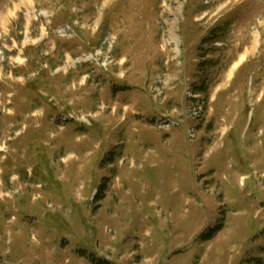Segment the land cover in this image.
I'll return each mask as SVG.
<instances>
[{
    "label": "rangeland",
    "instance_id": "374dc122",
    "mask_svg": "<svg viewBox=\"0 0 264 264\" xmlns=\"http://www.w3.org/2000/svg\"><path fill=\"white\" fill-rule=\"evenodd\" d=\"M164 4L0 0V264H264V0Z\"/></svg>",
    "mask_w": 264,
    "mask_h": 264
},
{
    "label": "trees",
    "instance_id": "16d2710c",
    "mask_svg": "<svg viewBox=\"0 0 264 264\" xmlns=\"http://www.w3.org/2000/svg\"><path fill=\"white\" fill-rule=\"evenodd\" d=\"M200 90H202V89H200Z\"/></svg>",
    "mask_w": 264,
    "mask_h": 264
}]
</instances>
